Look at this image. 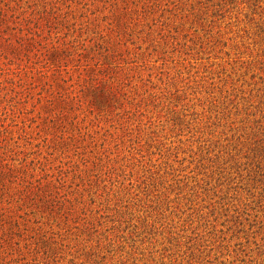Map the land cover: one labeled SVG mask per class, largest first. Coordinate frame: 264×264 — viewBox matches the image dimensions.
Instances as JSON below:
<instances>
[{
	"label": "rangeland",
	"instance_id": "obj_1",
	"mask_svg": "<svg viewBox=\"0 0 264 264\" xmlns=\"http://www.w3.org/2000/svg\"><path fill=\"white\" fill-rule=\"evenodd\" d=\"M0 264H264V0H0Z\"/></svg>",
	"mask_w": 264,
	"mask_h": 264
}]
</instances>
